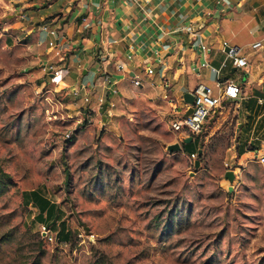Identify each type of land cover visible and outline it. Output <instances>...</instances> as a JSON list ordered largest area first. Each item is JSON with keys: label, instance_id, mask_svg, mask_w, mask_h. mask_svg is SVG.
<instances>
[{"label": "rangeland", "instance_id": "obj_1", "mask_svg": "<svg viewBox=\"0 0 264 264\" xmlns=\"http://www.w3.org/2000/svg\"><path fill=\"white\" fill-rule=\"evenodd\" d=\"M18 1L0 0V165L15 182L0 196V264H264V165L237 168L234 125L210 135L208 119L188 144L196 168L167 149L188 138L172 126L182 114L148 81L80 124L84 98L44 69L45 46L21 34L39 15L24 20Z\"/></svg>", "mask_w": 264, "mask_h": 264}, {"label": "crops", "instance_id": "obj_2", "mask_svg": "<svg viewBox=\"0 0 264 264\" xmlns=\"http://www.w3.org/2000/svg\"><path fill=\"white\" fill-rule=\"evenodd\" d=\"M18 2L27 10L21 16L24 20H33L32 13L39 15L33 28L22 23L21 34L37 35L47 52L43 64L52 66L49 74L62 90L83 84L95 96L107 95L112 88L105 81L107 74L123 99L137 89L133 81L138 76L144 79L141 88L148 81L161 89L163 98L169 91L171 104L183 117L188 109L183 99L186 92L206 87L217 95L218 79L237 82L240 97L225 102L209 116L216 120L209 134L234 125L235 143L226 153L233 150L237 168L245 172L262 164L255 153L264 156V0ZM42 26L48 29L42 30ZM224 40L240 47L248 67L223 65L227 62L221 45ZM257 41H262V47H253ZM147 66L154 68L152 76L146 74ZM167 82L170 86L164 88ZM113 99L111 95V102Z\"/></svg>", "mask_w": 264, "mask_h": 264}, {"label": "built area", "instance_id": "obj_3", "mask_svg": "<svg viewBox=\"0 0 264 264\" xmlns=\"http://www.w3.org/2000/svg\"><path fill=\"white\" fill-rule=\"evenodd\" d=\"M42 30L48 29L47 26H42ZM54 32L53 30L51 31ZM222 48L224 49L227 57V62L223 65L227 66L229 63L235 65L239 68H246L248 67L249 63L245 57L241 55V49L238 46L231 45L227 40L222 41L221 43ZM254 48L262 47V41H257L253 44ZM157 54L159 52L156 51ZM207 63H204L206 65ZM44 69L52 72L51 65H44ZM145 72L148 76H152L155 71L154 68L151 66H147ZM217 74H220V69L216 70ZM112 77L105 74V81L112 85V88L108 90V94L106 95H98L96 94L95 103L92 104L91 96L94 93L93 90H90L88 86L85 85H75L69 87V94L73 96L74 99L84 98L85 105L80 107V113L84 115L83 118L79 119L78 122L85 123V121H90L91 115L96 112V110L102 109L103 106L108 102V108L111 109L114 107V103L111 102L110 96L113 97L118 95V90L115 87L117 84L112 81ZM134 86L139 87L142 85V80L138 77H134ZM151 85L154 86L155 83L151 82ZM170 84L167 82L164 85V88H168ZM218 87V94L213 95L211 93L210 88H198L195 94V101L193 104V112L190 115H184L182 118L175 120L172 123L173 129L175 131L184 133L188 137H192L196 139L200 133L203 131L204 125L209 118V116L215 112L217 109H221L224 106L225 102L237 100L242 91L239 84L231 79L221 82L219 79L217 81ZM168 91V90H166ZM164 99L173 102V98L170 96L169 91L164 93ZM188 107V106H187ZM87 123V122H86ZM70 137V134H67ZM198 153L194 152L190 154V157L193 161H196ZM255 158L262 164H264V156L259 154L258 152L255 153ZM40 232L44 238H48L50 241H53V230L50 225L47 223L40 224Z\"/></svg>", "mask_w": 264, "mask_h": 264}, {"label": "trees", "instance_id": "obj_4", "mask_svg": "<svg viewBox=\"0 0 264 264\" xmlns=\"http://www.w3.org/2000/svg\"><path fill=\"white\" fill-rule=\"evenodd\" d=\"M193 141H194V139H193ZM192 142H190V143H192ZM188 144L189 143H184L183 147H184V151L185 152H188L189 155L191 153H194L196 151L197 152L199 151V149H194V151L189 150ZM14 184H15V182H14L13 176L10 173H8L0 165V196L4 195ZM32 192H35V191H32ZM39 201H40V205H41V209H42L41 210L42 211V216H39V220L40 221H44L43 220V213L46 212L48 214V212L50 211L51 205H50L48 199H45V198L40 197ZM46 217H47V215H46ZM59 237L61 238V240L67 241L68 238H69V235H68V233H66V232H64L62 230L59 233ZM40 263H41L40 258H36V260L34 262L30 263V264H40Z\"/></svg>", "mask_w": 264, "mask_h": 264}, {"label": "water", "instance_id": "obj_5", "mask_svg": "<svg viewBox=\"0 0 264 264\" xmlns=\"http://www.w3.org/2000/svg\"><path fill=\"white\" fill-rule=\"evenodd\" d=\"M236 67H234L232 69V71H236ZM230 78V75H228L226 77V79H229ZM183 99H184V102L186 104V106H188V109L185 111V115H190L192 112H193V104H194V101H195V94L194 92H186L183 96ZM193 141V138L192 137H188L185 139V143H190ZM167 149L170 151V152H175V151H181L183 149V145L179 142H176V143H172V144H169L167 146ZM199 155L202 154V149H199L198 151ZM200 166V160L197 159L195 161V167L198 168ZM225 177L226 179H228L229 181L233 182L236 178V174L233 170H227L226 173H225Z\"/></svg>", "mask_w": 264, "mask_h": 264}]
</instances>
